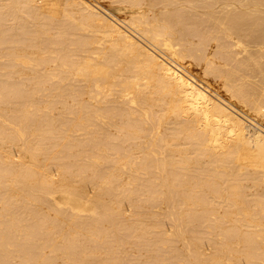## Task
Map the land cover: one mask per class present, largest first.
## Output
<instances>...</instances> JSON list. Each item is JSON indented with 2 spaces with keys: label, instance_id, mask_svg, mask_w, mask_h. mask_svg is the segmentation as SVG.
I'll list each match as a JSON object with an SVG mask.
<instances>
[{
  "label": "bare ground",
  "instance_id": "6f19581e",
  "mask_svg": "<svg viewBox=\"0 0 264 264\" xmlns=\"http://www.w3.org/2000/svg\"><path fill=\"white\" fill-rule=\"evenodd\" d=\"M0 264H264V0H0Z\"/></svg>",
  "mask_w": 264,
  "mask_h": 264
}]
</instances>
